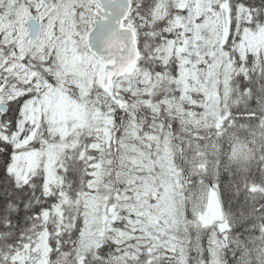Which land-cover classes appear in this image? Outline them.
<instances>
[{"label": "snow or ice", "instance_id": "obj_1", "mask_svg": "<svg viewBox=\"0 0 264 264\" xmlns=\"http://www.w3.org/2000/svg\"><path fill=\"white\" fill-rule=\"evenodd\" d=\"M0 264H264V0H0Z\"/></svg>", "mask_w": 264, "mask_h": 264}]
</instances>
